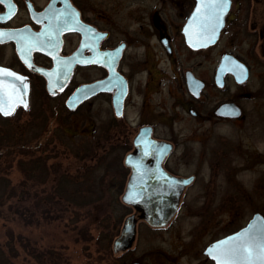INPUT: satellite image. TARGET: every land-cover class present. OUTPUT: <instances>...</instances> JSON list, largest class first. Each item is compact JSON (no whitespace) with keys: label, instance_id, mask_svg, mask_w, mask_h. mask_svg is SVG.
Listing matches in <instances>:
<instances>
[{"label":"flooded vegetation","instance_id":"obj_1","mask_svg":"<svg viewBox=\"0 0 264 264\" xmlns=\"http://www.w3.org/2000/svg\"><path fill=\"white\" fill-rule=\"evenodd\" d=\"M199 3L67 0L79 14V23L69 22L67 30L60 31L54 55L48 54L51 49L46 44L43 49L34 48L28 54L32 67L22 58L15 39L0 42V67L24 76L28 85L26 91L20 89L27 107L16 103L8 114L0 112L1 124L14 117L20 127L31 128L34 139L38 135L34 131L45 124L44 113L39 115L36 107L40 98L46 99V105L55 103L50 114L55 121L66 122L81 111L90 130L86 140L114 147L118 165L114 169V192L120 194L128 190L133 176L126 158H140L147 186L136 191L149 192V202L141 208L123 202L132 210L125 220L134 216L136 232L129 247L115 252L114 241L121 235L124 220L112 244V264H118L132 250L140 224L164 230L183 207L193 210V218H200V223L195 221L196 235L190 241L194 248L190 254L198 258L194 244L207 226L201 223L211 221L209 210L215 206L241 209L246 204V188L256 195L264 185V147L259 132L264 126V0H230L215 37L198 39L193 31L191 39L197 45L193 46L186 29ZM61 9H65V0H0V31L40 33L50 23H58L50 17ZM39 70L51 73L53 92L48 78ZM11 82L19 83L15 77L0 82V94L6 101L12 92ZM95 83H102L104 89L73 110L67 106L77 89ZM180 122L191 128L185 130ZM200 125H225L238 131L214 137L212 127L201 130ZM244 130L249 137L255 136V144L245 143L249 139ZM159 160L160 168L156 169ZM206 162L208 169L204 170ZM191 163L195 169L183 172ZM247 173L256 175L249 185L242 179ZM163 176L191 181L180 187ZM196 184L200 191L188 204L186 196ZM174 200L175 214L167 225L151 226L145 220V208L165 215ZM232 233L203 250L212 264L207 248Z\"/></svg>","mask_w":264,"mask_h":264},{"label":"rangeland","instance_id":"obj_2","mask_svg":"<svg viewBox=\"0 0 264 264\" xmlns=\"http://www.w3.org/2000/svg\"><path fill=\"white\" fill-rule=\"evenodd\" d=\"M37 106L39 115L44 113L42 122L47 121V123L46 126H42L44 128L34 131L38 134L34 139L28 133L29 147L34 156L36 159L43 157L49 170L53 163H60L61 169H68L70 175L79 174L75 172L79 160L74 157L72 148L82 144L81 141L86 140V133L90 131L88 123L84 120V113L81 111L74 113L66 122L55 121L54 115H50L55 103L46 105V99L40 98ZM93 116H96L95 112ZM262 124L264 125V113ZM179 125L184 129L191 128V125L185 122H180ZM208 126L200 125L199 127L203 130ZM209 127L213 128L214 137L238 131L225 125ZM244 132L249 139L245 143H249V146L255 144V136L249 137L247 130ZM259 132H261L264 147V126ZM124 153L122 152V156ZM31 158L28 154L18 153L0 166V170L3 171L0 177L6 174V187L5 184H0V193L5 192L3 198H0V264H112L113 241L121 232L125 218L132 212L130 208L123 205L121 200L123 194L114 192V202H111V197L108 195L101 199V203L81 207L68 204L64 200L40 205L36 198L43 190L50 187L48 179L52 176L48 177L44 184L25 177L23 165L20 166V163L28 164ZM195 167L194 163H191V166L184 168L183 172L190 173ZM203 168L208 169L207 162ZM112 176L110 179L107 178L108 184L112 181ZM255 176L254 173H247L242 179L249 185L256 179ZM97 187L99 186H95ZM12 191L17 196L11 198ZM199 191V184L191 187L185 201L189 204ZM245 191L246 204L241 209H220L215 206L214 209L209 210L212 215L211 221L208 220L207 223L204 220L201 223L207 226L194 244L197 245L198 258L190 254L194 249L190 246V241L193 238L191 236L196 235L195 221L200 223V218L194 217V219L193 210L183 207L179 216L164 230H154L145 223L140 224L132 250L126 257L118 260V264H131L132 261L137 260L142 261V264H169L167 257L174 260L175 264H212L203 254L207 245L243 227L255 213L264 215V185L260 187L256 195L250 188H246ZM117 197L118 200L115 201ZM253 200L255 202L258 200L259 205ZM43 211H45L44 214ZM204 211L207 212L206 209ZM103 219L114 224L111 226L114 227V237L107 244L102 237L100 239L102 231L100 222ZM187 245L189 248L185 251L184 248ZM161 253L167 257H161Z\"/></svg>","mask_w":264,"mask_h":264},{"label":"trees","instance_id":"obj_3","mask_svg":"<svg viewBox=\"0 0 264 264\" xmlns=\"http://www.w3.org/2000/svg\"><path fill=\"white\" fill-rule=\"evenodd\" d=\"M5 121L0 127V166L13 155L18 153L20 155L28 154L32 157L29 161L30 163H20V166L21 164L23 165L22 170L25 177L44 184V181L52 176L48 179L49 183L47 181L50 187L47 190H43L36 198L38 204H53L58 200H64L68 204L71 203L76 207H81L82 205L101 203V199L106 198L108 195L111 197V202H114V169H117L118 165L114 161V156H112L114 154L113 146L97 145L89 140L81 141L82 144L72 148L74 157L79 160L75 170L79 174L70 175L68 169H61L60 163H53L49 170L43 157H37L36 159L31 151L32 149L29 147V138L25 135L32 132L31 128L20 127L14 117L12 119L7 118ZM44 123L39 128H44L42 126H46L47 121H44ZM2 172L0 170V174ZM111 175H113V178L108 184L107 178L110 179ZM5 176L0 177V184H5L4 186L6 187ZM95 186H99L97 187L98 189ZM11 193V198L17 196L14 191ZM4 194L5 192L0 193V198H3ZM117 200L118 197L115 198V201ZM100 225H102L100 239L102 237L104 243H110L108 241H112L114 237V227H111L114 224L103 219Z\"/></svg>","mask_w":264,"mask_h":264},{"label":"snow or ice","instance_id":"obj_4","mask_svg":"<svg viewBox=\"0 0 264 264\" xmlns=\"http://www.w3.org/2000/svg\"><path fill=\"white\" fill-rule=\"evenodd\" d=\"M229 3L230 0H200L186 29L189 32V42L193 43L191 39L193 31L198 39L211 40L214 38L223 23V16L229 7ZM78 17L79 14L65 0V9L54 12L53 16L50 17L58 23H50L44 31L35 34L0 31V42L15 39L22 58L25 59L29 67H32L28 54L34 48L46 44L51 49L48 54L54 55L59 45L60 31L67 30L69 22L79 23ZM193 46L197 45L193 43ZM104 55L107 56L108 53H104ZM55 58L58 62L60 61L59 56ZM100 62L103 63V61ZM67 66L70 67V65ZM239 67L243 69V65H239ZM49 75L51 76V74ZM5 77H15L19 83L11 82L12 92L9 93L7 101L3 94H0V112L8 114L13 110L16 103H22L27 107V100L23 98L24 93L20 91V89L26 91L28 87L25 77L10 69L0 67V82H3ZM139 169L140 165L137 164V170L139 171ZM208 252L216 260V264H264V230L254 231V226L250 225L247 230L219 241L214 247L209 248Z\"/></svg>","mask_w":264,"mask_h":264},{"label":"water","instance_id":"obj_5","mask_svg":"<svg viewBox=\"0 0 264 264\" xmlns=\"http://www.w3.org/2000/svg\"><path fill=\"white\" fill-rule=\"evenodd\" d=\"M40 48H42V47H40ZM38 72L44 74L48 78L49 90L51 92H53L54 89H52V87H51L52 80H51V76L49 75L51 73L46 72L45 70H43V71L39 70ZM101 85H102V83H95V84L80 87L69 98V100L67 101V106L72 110L75 109L81 102L90 98L92 95L96 94L97 92L103 90L104 88L101 87ZM140 153H142V151H140ZM125 163L127 166L132 167L133 176L130 179V183L128 185V190L124 193L122 200L126 204L134 205L138 208H141L147 202H149L147 199L150 197L149 192L136 191V190H140V189L147 186V184H145V186H144V182H143V180L146 179V177L144 176V174H145V170L143 169L144 167L140 164L141 163L140 158L135 157V156H128L126 158ZM137 164L140 165L139 171L137 170ZM159 164H160V160L158 161V167L156 169L160 168ZM163 178L168 179V180H172L173 182H176V183H179L180 187L185 186L186 184H188L191 181V179H178V178H173L170 176L169 177L163 176ZM175 202L176 201L174 200V202H173L174 208L173 207L170 208L169 211H167L165 215H164V213L159 215L156 213L155 210L149 211L145 208V217H144L145 220L151 226L158 227V226L167 225V223L170 221V219L175 214L176 205H177V203H175ZM250 225L254 226V231L264 230V216L261 213L254 214L253 217L247 223V225L244 226L242 229H240L239 231H237V232H235V233H233L227 237H224L220 240H217L213 244H211L207 248L206 254L216 264V260L213 258V256L209 255L208 249L214 247L219 241L226 240L227 238L234 236L236 233L243 232V231L247 230ZM135 232H136V221H135L134 216H130L125 220L121 235L114 241L113 249L115 250V252H118L121 249L129 247L131 245V242H132L134 236H135Z\"/></svg>","mask_w":264,"mask_h":264}]
</instances>
